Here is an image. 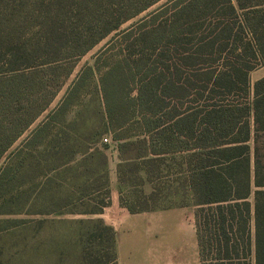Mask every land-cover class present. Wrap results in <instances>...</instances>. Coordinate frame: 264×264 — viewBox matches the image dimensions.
I'll return each instance as SVG.
<instances>
[{
  "label": "trees",
  "instance_id": "obj_1",
  "mask_svg": "<svg viewBox=\"0 0 264 264\" xmlns=\"http://www.w3.org/2000/svg\"><path fill=\"white\" fill-rule=\"evenodd\" d=\"M99 1L35 0L32 13L45 18L47 26L58 16L47 30L67 37L78 32L66 24L75 11L103 18ZM159 1L105 6L111 10L112 26L89 48ZM45 4L57 7L46 9ZM123 7L130 12L125 17L118 15ZM10 12L8 0H0V70L8 66L5 84L23 70L38 68L31 61L35 51L29 49L37 37L23 41L26 34L18 26L15 39L6 21ZM142 20L127 32L136 35L129 46L142 47L135 66L122 57L101 77L108 128L117 131L136 118L143 129L139 138L118 135L121 151L138 148L135 156H123L119 180L124 182V172L132 165L142 172L144 183L153 184L149 193L136 192L133 201L121 190V206L131 213L153 211L160 207L163 191H169L168 196L185 191L194 200L201 264H264V175L257 163L252 184L249 155L251 117L257 132L264 131V77L254 86L250 80L251 72L264 63V0H168ZM41 66L42 76L50 80L55 65L46 61ZM64 83L65 78L51 91L41 112L50 107ZM110 204L108 188L100 205L84 213H102ZM89 236L94 243L100 241L97 246H105L85 247L84 262L119 264L114 227L99 219Z\"/></svg>",
  "mask_w": 264,
  "mask_h": 264
},
{
  "label": "rangeland",
  "instance_id": "obj_2",
  "mask_svg": "<svg viewBox=\"0 0 264 264\" xmlns=\"http://www.w3.org/2000/svg\"><path fill=\"white\" fill-rule=\"evenodd\" d=\"M128 1L100 0L105 13L100 20L98 16L75 11L66 24L68 29L77 27L78 32L62 37V32L47 30L58 16L48 26L45 18L33 16L35 0H8L11 12L10 20L6 21L15 39L18 26L26 34L23 41L30 40L32 35L37 37L29 49L35 51L31 61L38 68L19 72L18 78L7 84L3 79L8 74V66L0 70V264H88L84 262L85 247L96 250L105 246H97L100 241L94 243L89 236L93 222L103 219V214L84 212L98 207L108 188L110 206L118 193L120 201L121 190L128 201L135 199L136 192L141 195L142 191L152 190L153 184L144 183L142 172L135 171L132 165L124 172V182L119 180L118 167L123 156H135L138 148L132 146L131 150L121 151L118 135L136 134L139 138L143 129L134 121L136 118L117 131L108 128L101 77L122 57H128L135 66V55L142 47L129 46L136 35L127 32L168 0H160L128 19L89 48L100 33L112 26L111 10L105 6L122 2L126 6ZM56 7L45 4L46 9ZM129 13L123 7L118 15L125 17ZM105 18L108 20L104 21ZM39 37L42 42H37ZM46 61L55 65L50 80L42 76L41 65ZM263 77L264 63H261L250 74L251 85ZM64 78L65 83L50 107L41 112L51 91ZM250 95L253 97V91ZM134 110L131 108L130 114ZM35 116L30 126L12 142L16 133ZM251 126L249 155L253 184L257 163L264 175V131L257 132L252 117ZM168 193L163 191L158 198V209H184L187 227L193 231L194 200L185 191L174 196ZM190 239L183 250L175 244L177 264H181L177 258L182 253L183 264H195L196 250Z\"/></svg>",
  "mask_w": 264,
  "mask_h": 264
},
{
  "label": "crops",
  "instance_id": "obj_3",
  "mask_svg": "<svg viewBox=\"0 0 264 264\" xmlns=\"http://www.w3.org/2000/svg\"><path fill=\"white\" fill-rule=\"evenodd\" d=\"M183 210L156 209L131 213L121 206L118 193L113 204L101 214L105 223L116 230L119 264H177L175 244L183 250L189 237L196 250L195 264H201L195 218V229L191 231L187 227L188 219L183 215ZM177 260L183 264L184 254Z\"/></svg>",
  "mask_w": 264,
  "mask_h": 264
},
{
  "label": "built area",
  "instance_id": "obj_4",
  "mask_svg": "<svg viewBox=\"0 0 264 264\" xmlns=\"http://www.w3.org/2000/svg\"><path fill=\"white\" fill-rule=\"evenodd\" d=\"M106 141H108L109 139L108 138H105Z\"/></svg>",
  "mask_w": 264,
  "mask_h": 264
}]
</instances>
